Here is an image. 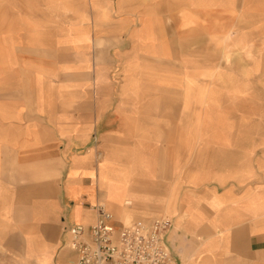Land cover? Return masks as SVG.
<instances>
[{
    "label": "crops",
    "instance_id": "crops-1",
    "mask_svg": "<svg viewBox=\"0 0 264 264\" xmlns=\"http://www.w3.org/2000/svg\"><path fill=\"white\" fill-rule=\"evenodd\" d=\"M241 1L245 2L242 16L252 17L254 28L255 21L259 23L256 18L264 16V0ZM157 2L142 9L137 30L127 29L128 23L121 24V16H131L129 10L117 23L113 11L122 10L124 3H115L105 6L109 9L104 10L100 21L95 19L89 26L85 20H78L63 31L77 32L78 42L73 41L75 45L66 50L67 56L70 50L76 55L77 71L73 87H69L68 79L50 94L51 98L66 97L59 105L57 100H47L46 91L36 87L37 81L45 80L43 70L38 69L44 58L33 54L27 59L14 57L12 62H0V258L23 257V264H75L67 229L72 225L89 228L96 219L94 207L101 205L112 214L116 226L125 224L122 217L126 215L173 214L166 241L174 264H264L261 196L229 201L230 196L222 194L196 206L198 190L192 180L196 154H182L179 147L196 144V140L182 136L180 129L173 135L172 127L186 124L181 113L189 116L192 109L182 106L181 95L170 88L175 76L171 84L157 88L149 83L159 77L152 73L129 71L123 76L117 72L120 58L134 57L135 50L142 54L157 50L165 53L164 58L179 59L176 51L186 46L184 42L191 43L188 48L196 57H204V64L210 62L213 17L228 16L227 10L217 9L220 14H213L211 4L190 9L186 0ZM57 26L56 22L48 32L56 33ZM118 27L123 37L116 44ZM243 28L242 37L250 34ZM202 33L204 41L199 36ZM185 34L189 37L184 38ZM70 37L75 40V35ZM100 41L108 46L98 52L94 46ZM30 42L29 38L24 43ZM34 49L31 44L22 50ZM91 56L92 63L85 64ZM98 59L104 62L98 63ZM62 65L69 67L67 61L60 60L52 68L59 73ZM19 76L22 82L27 77L31 81L27 91L20 89ZM205 76L207 80L209 75ZM162 79L170 80V76ZM176 80L192 78L180 74ZM190 99V92L185 91L184 103ZM159 122L164 124L161 132L156 129ZM118 134L125 136L126 144L166 146L148 148L149 157L160 152L156 158L159 166L153 169L152 164L147 165L137 178L129 170L118 168L110 155L102 159V139L120 143ZM257 134L260 136V131ZM187 160L190 163L181 170ZM166 194L170 195L165 202ZM137 221L143 220L133 222Z\"/></svg>",
    "mask_w": 264,
    "mask_h": 264
},
{
    "label": "rangeland",
    "instance_id": "rangeland-1",
    "mask_svg": "<svg viewBox=\"0 0 264 264\" xmlns=\"http://www.w3.org/2000/svg\"><path fill=\"white\" fill-rule=\"evenodd\" d=\"M157 1L0 0V62L7 61V59L12 62L14 57L27 59L33 54L37 58H44L42 59L43 64L38 65V69L43 70L45 80L37 81L36 87L38 90L46 91L49 95L47 100H57L59 105L60 101L65 100L66 97L51 98L50 94H55L56 90L60 89L61 83L63 84L68 79L69 87H73L75 83L73 79H75L77 71L75 67L76 55L72 54L71 50L68 56L66 55V50L69 51L71 45L78 42L77 32L63 31L69 29L73 24L76 25L78 20H85L88 25L95 19L100 21L102 16L105 17L104 10L109 9L105 6L115 3L117 6L124 3L122 10L118 8L116 12L113 11L118 19L128 10L131 15L130 17L121 16V19H124V21L121 20V24L128 23L127 29L137 30L142 19V9H146L148 4L151 6ZM186 3L190 9L204 8L211 4L210 8H213V14H220L216 11L217 9L227 10L228 16L213 17V33L209 34L212 40L210 62H207V65L204 64V57H196L194 50L191 51L188 48L191 43L184 42L186 46L176 51L180 53L179 59L164 58L165 53L157 52V50H154L155 52L146 50L144 54L135 50L134 57L127 55L120 58L117 72L123 76L125 72L129 71L152 73L161 78L159 80L157 77L158 80L149 81L150 85L157 88L171 84V78L175 76L174 83L170 88L174 90V93L181 95L182 106L185 104L189 109H192V112L189 116L188 113H181V119L191 122V124H187L188 122L186 124L177 123L178 128L173 125V135H178L175 130L180 129L182 136L194 137L196 140V144L179 147L182 154H196V174L192 180L198 190L195 193L197 208L205 205L203 202L207 200L211 202L213 197L218 198L222 194L229 195L231 198L229 201L245 200L254 195H259L264 200V16L256 18L259 23L255 21L253 28L252 17L242 16V8L245 7L242 6L244 1L186 0ZM78 16L83 18L78 19ZM66 20H68L67 23H65ZM56 22L59 25L55 27L57 32H48L50 27L54 28ZM119 22L120 19L117 23ZM221 25L223 29H221ZM243 27L250 31V34L244 37L240 34L243 33ZM36 29L42 30V32H37ZM70 35H75V40ZM199 36L204 41V34H199ZM122 37L118 27L114 42L118 44ZM185 37H189V34H185ZM24 38H30L31 42L24 43L28 42V39ZM253 40L258 41L253 42ZM31 44L36 50L31 52L22 50ZM20 46L22 49L19 48ZM105 46H108V43L100 41L96 42L94 48L99 52ZM172 53L169 55L172 56ZM88 58H86L85 64L92 63V56ZM19 59H15V62H19ZM60 60L67 61L69 67L62 65L63 68H60L57 73L52 65L60 63ZM103 62L98 59V63L102 64ZM166 73L169 75H165ZM205 73L209 75L207 80H205ZM180 74L181 77L188 75L192 80H176V76L179 77ZM165 76H170V80H163L162 78ZM19 80L20 89L23 88L22 91H27L31 81L27 77L24 83L20 76ZM120 81L118 84L121 83ZM138 89L140 88L138 87ZM185 91H189L191 94V99L186 103L183 100ZM163 126L164 124L159 122L156 125L157 131L161 132ZM138 127L141 128L142 125L139 124ZM257 130L260 131V136L257 134ZM140 132L141 130H138V133ZM117 137V141L120 143H112L108 138L102 139V159L105 158V155L107 157L110 155L118 168L129 170L137 178L140 177L141 170H146L149 164H152L153 169H156L161 163L156 160L160 152L149 157L148 148L163 149L166 146L126 144L123 134H118ZM254 139L255 144L253 143ZM129 141L131 140L129 139ZM258 141L259 143H256ZM150 158H152V162L149 161ZM189 163V160L184 162L181 170ZM169 195H165V202ZM209 202L206 205L209 206ZM131 203L132 201L129 200L128 204ZM163 216L173 218V214L162 212L156 217L126 215L122 217V221L129 224L135 220L150 221V219ZM23 259V257H4L0 258V264H23Z\"/></svg>",
    "mask_w": 264,
    "mask_h": 264
},
{
    "label": "built area",
    "instance_id": "built-area-1",
    "mask_svg": "<svg viewBox=\"0 0 264 264\" xmlns=\"http://www.w3.org/2000/svg\"><path fill=\"white\" fill-rule=\"evenodd\" d=\"M95 222L85 229H67L75 264H174L166 236L173 226L169 216L116 226L103 206L94 207Z\"/></svg>",
    "mask_w": 264,
    "mask_h": 264
}]
</instances>
